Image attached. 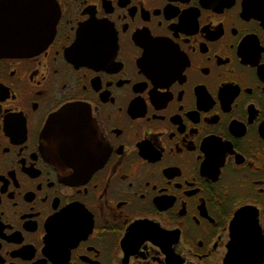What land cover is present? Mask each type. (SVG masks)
<instances>
[{
    "label": "flooded vegetation",
    "instance_id": "1",
    "mask_svg": "<svg viewBox=\"0 0 264 264\" xmlns=\"http://www.w3.org/2000/svg\"><path fill=\"white\" fill-rule=\"evenodd\" d=\"M52 2L51 44L0 58V264H264V0ZM70 107L92 174L46 151Z\"/></svg>",
    "mask_w": 264,
    "mask_h": 264
},
{
    "label": "water",
    "instance_id": "2",
    "mask_svg": "<svg viewBox=\"0 0 264 264\" xmlns=\"http://www.w3.org/2000/svg\"><path fill=\"white\" fill-rule=\"evenodd\" d=\"M15 8L10 27L0 30V58L41 54L55 37L58 8L52 0H19ZM88 135L95 134L91 132L88 115L79 107L67 108L53 118L43 134L51 162L75 174L96 172L101 166L99 161H85L90 152L85 140Z\"/></svg>",
    "mask_w": 264,
    "mask_h": 264
}]
</instances>
